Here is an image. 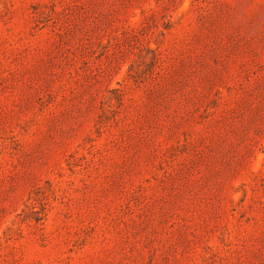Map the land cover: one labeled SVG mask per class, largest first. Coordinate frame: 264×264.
I'll return each mask as SVG.
<instances>
[{
    "label": "rangeland",
    "instance_id": "obj_1",
    "mask_svg": "<svg viewBox=\"0 0 264 264\" xmlns=\"http://www.w3.org/2000/svg\"><path fill=\"white\" fill-rule=\"evenodd\" d=\"M0 264H264V0H0Z\"/></svg>",
    "mask_w": 264,
    "mask_h": 264
}]
</instances>
